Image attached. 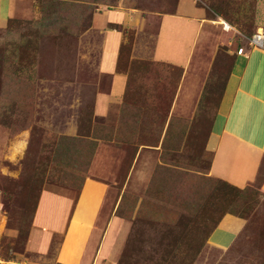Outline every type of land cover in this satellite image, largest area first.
<instances>
[{
    "label": "rangeland",
    "instance_id": "obj_1",
    "mask_svg": "<svg viewBox=\"0 0 264 264\" xmlns=\"http://www.w3.org/2000/svg\"><path fill=\"white\" fill-rule=\"evenodd\" d=\"M186 3L209 21L206 38L187 68L154 60L161 17ZM1 6L0 264H57V247L44 257L26 248L37 205L46 192L77 200L88 179L107 185L98 247L110 230L108 252L90 264H264V171L237 189L212 176L207 147L238 49L264 31V0ZM112 32L124 92L102 109ZM227 215L245 226L221 250L209 237Z\"/></svg>",
    "mask_w": 264,
    "mask_h": 264
},
{
    "label": "crops",
    "instance_id": "obj_2",
    "mask_svg": "<svg viewBox=\"0 0 264 264\" xmlns=\"http://www.w3.org/2000/svg\"><path fill=\"white\" fill-rule=\"evenodd\" d=\"M189 4H185L187 8L180 5L175 14L161 17L154 60L186 68L191 64L199 44L206 38L209 21L202 10ZM7 10L12 14L11 6ZM110 15L111 22L123 18L120 13L110 12ZM119 41L118 33H110L101 69L114 77L112 93L101 95L102 109L108 108L124 92L123 77L116 72ZM240 48L244 53L235 56L207 147L213 153L212 176L244 190L255 184L264 171V48L248 45ZM260 189L264 193V178ZM106 193L107 185L92 179L86 180L77 200L43 193L27 250L44 257L57 247V264H90L93 258L98 259V263L108 252V244H105L110 230L101 238L99 247L101 235L96 232ZM244 226V219L227 215L211 234L209 242L221 250H228ZM57 237L61 241L55 242Z\"/></svg>",
    "mask_w": 264,
    "mask_h": 264
},
{
    "label": "built area",
    "instance_id": "obj_3",
    "mask_svg": "<svg viewBox=\"0 0 264 264\" xmlns=\"http://www.w3.org/2000/svg\"><path fill=\"white\" fill-rule=\"evenodd\" d=\"M224 29L230 30L232 27L228 25L227 23L223 22ZM249 46L251 48H264V31L258 30L251 39H249ZM244 53V49L240 48L238 49V54L242 55Z\"/></svg>",
    "mask_w": 264,
    "mask_h": 264
},
{
    "label": "trees",
    "instance_id": "obj_4",
    "mask_svg": "<svg viewBox=\"0 0 264 264\" xmlns=\"http://www.w3.org/2000/svg\"><path fill=\"white\" fill-rule=\"evenodd\" d=\"M228 184V183H227ZM229 185V184H228ZM231 186V185H230ZM83 187V186H82Z\"/></svg>",
    "mask_w": 264,
    "mask_h": 264
}]
</instances>
